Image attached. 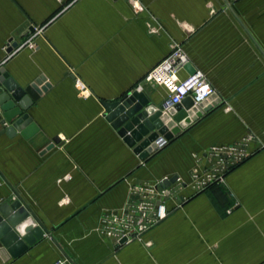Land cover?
Masks as SVG:
<instances>
[{"label":"crops","instance_id":"crops-1","mask_svg":"<svg viewBox=\"0 0 264 264\" xmlns=\"http://www.w3.org/2000/svg\"><path fill=\"white\" fill-rule=\"evenodd\" d=\"M175 44L220 102L141 158L102 103L137 90L161 105L143 78ZM1 68L49 88L27 110L30 134L0 135V206L20 199L48 233L15 258L0 242V264H264V0H0ZM243 138L250 156L191 194L195 156L208 169L212 148ZM172 176L184 185L168 217L113 245L104 218L134 185Z\"/></svg>","mask_w":264,"mask_h":264},{"label":"water","instance_id":"water-1","mask_svg":"<svg viewBox=\"0 0 264 264\" xmlns=\"http://www.w3.org/2000/svg\"><path fill=\"white\" fill-rule=\"evenodd\" d=\"M185 68L190 75L196 73L190 63ZM44 82L45 78L39 76L30 85L21 88L4 69H0V135L12 137L16 132H22L23 135L32 132L34 127L27 110L49 88V85L41 86ZM219 102L214 93L198 106H194L191 99L187 98L165 109L163 104L152 105L144 92L134 90L113 102H104L102 106L106 121L123 142L143 158L155 151V142L160 137L168 141L173 139ZM58 142V138H53L42 153ZM176 180L177 176H172L160 186L169 188ZM45 233H48L46 227L27 206L22 205L20 199L10 205L5 203L0 206V242L12 258L24 252Z\"/></svg>","mask_w":264,"mask_h":264},{"label":"built area","instance_id":"built-area-1","mask_svg":"<svg viewBox=\"0 0 264 264\" xmlns=\"http://www.w3.org/2000/svg\"><path fill=\"white\" fill-rule=\"evenodd\" d=\"M136 11H141V7L137 6ZM9 45L7 44L6 47L9 48ZM24 46L34 48V44L30 40ZM187 64L186 55L181 47L175 44L168 55L148 71L143 78L144 83L165 90L167 96L162 103L165 109L180 104L187 98L191 99L194 106H198L215 93L201 72L196 71L193 75L188 73L185 68ZM182 74L185 75L182 76ZM83 93L88 94L87 91H83ZM167 141L160 137L155 142V151L165 146ZM247 141L248 139L243 138L239 143L231 146L212 148V151L206 155L210 160V167L202 176L194 175L195 180L192 181L195 186L201 190L222 182L225 174L233 166L250 156L247 150ZM165 179H169V177H164L154 183L145 182L134 185L121 213H110L104 218V235L112 240L113 245L119 247L141 240L146 232L168 217L170 212L166 206L167 198L171 195L174 185L182 186L184 184L177 177V180L169 188H162L160 185ZM53 264H68V261L60 259Z\"/></svg>","mask_w":264,"mask_h":264},{"label":"rangeland","instance_id":"rangeland-1","mask_svg":"<svg viewBox=\"0 0 264 264\" xmlns=\"http://www.w3.org/2000/svg\"><path fill=\"white\" fill-rule=\"evenodd\" d=\"M196 159V161L197 162H195V164L194 165H192V167L189 169V176H188V180H189V187H190V189H191V194H196V193H202L203 191H205V189L206 188H208V187H205L204 189H199V188H197L196 186H195V184L193 183V181L192 180H195L194 179V175H197V176H202L205 172H206V168L204 169L203 167H201V165L199 164V162H200V160H201V157L198 155H196L195 156V158H194V160ZM176 187H179V188H181V186H176ZM176 190V191H175ZM175 190H173V191H171V194L172 195H175L176 193H177V191L178 190H180V189H175ZM216 246L214 245V246H211L210 248H209V251H210V253L211 254H214V252L216 251Z\"/></svg>","mask_w":264,"mask_h":264}]
</instances>
